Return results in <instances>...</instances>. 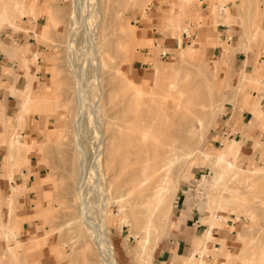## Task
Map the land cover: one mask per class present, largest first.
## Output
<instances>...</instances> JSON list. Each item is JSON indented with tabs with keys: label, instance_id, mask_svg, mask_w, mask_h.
<instances>
[{
	"label": "rangeland",
	"instance_id": "1",
	"mask_svg": "<svg viewBox=\"0 0 264 264\" xmlns=\"http://www.w3.org/2000/svg\"><path fill=\"white\" fill-rule=\"evenodd\" d=\"M75 1L26 0L25 4L26 10L33 13L25 12V16H35L36 2L39 5L42 4L40 15L47 16L50 26H52L45 28L43 39L49 42L50 32L53 28H56L57 40L50 42L53 54L45 83L41 85L40 90L32 92L34 98H41L39 99L40 102L32 104L28 111L24 113V118L26 116L36 117L40 123L41 130H37L40 133V138L36 140L37 146H32L33 149L29 152L36 151L34 160H42L45 164L44 171L46 175H49L48 179L43 182H48L45 187L48 193L44 197L46 200L43 204L44 209H42L43 197H39V201H37L38 212L32 217V219L37 220L40 227L38 230L42 232L43 237L40 240L37 237L32 239L29 246H32V248L37 247V249L28 253L29 246L22 245L17 238V234L7 230L10 218L20 220L26 209L20 207L17 201L11 203L10 198H8V201L7 199H0V241L4 242L6 249L8 246L15 249L19 261L15 262L9 255L12 261L15 264H25L22 258H35V255L39 260L42 256V249L47 247L59 263L103 264L91 233L87 228L89 225H85L87 222H83L82 215H80L83 209L81 201L83 202L87 198V203L91 206L90 210L92 211H90V216L93 217H97V212L107 203L110 213L106 217V224L115 247V257L119 264H147L144 261H139L137 248L141 249L143 245L142 239L146 236L145 228L148 227L150 214L146 212L143 217L140 213H136L137 209L133 213L132 203L138 197L136 198L135 194V196L128 194L131 188L126 183L130 177L139 174V167L144 166V161L152 158L156 141L152 137V130L150 129L152 126L150 128L149 126L153 117L152 112L154 109L158 110L159 101L156 102V99L152 101L147 95L139 99L135 98V89L132 86H137L141 90L144 88L143 90L148 93L155 89L157 69H160L162 74H168L176 68L192 71L185 82H191L192 84V81H195L192 89L199 93L200 97L195 98L194 102L198 104L199 101H204L205 107L199 106V104L194 106L195 115L191 118L194 119L195 127L199 128L196 117H202L204 123L208 124L212 120V115L210 116L209 112L213 106L224 103L225 108L215 125L208 132L206 131L204 144L200 148L202 150L214 149L216 153H219L224 147L228 149L231 144L233 162L236 166L238 165L237 167L241 171L245 170V173L240 177L238 171H231L225 178L223 177L222 181L211 184L213 183L211 173L215 176V173L221 169L219 167L213 169L209 161L198 153L194 159L188 161L187 164H183L175 172L179 176L180 186L177 194L175 191L173 198L170 197L171 200L167 202V206L172 208V211L171 209L166 210L164 216L166 219L173 216L172 220L174 221L172 213L175 205L177 201L182 205L185 199L190 208L195 207L197 212L209 216L208 220L211 225L213 224L212 218L214 215H231L235 219L232 221H237L239 225L237 229L239 232L238 237L243 236L245 238V243L248 244L253 253L264 255V143L256 140L254 145L247 149L243 148L244 150L239 144L241 147L239 152L235 151V144L231 141L234 140L236 133L242 131L239 118L241 113H238V111L248 110L245 108L246 101L261 100L264 103V99H259L261 93H264V77L261 78L263 83H260L258 80H243L242 74H234V63L237 54L243 53L244 56L248 54L255 56L257 66L261 56L264 55V32H262L264 27V0H188L186 3L191 9L192 4H198L202 16L198 20L186 23L184 29L177 28L176 25L164 19V10L169 0H164V3L159 2L160 0H99V6H94L95 11L93 10L98 12L97 15V12H93V15H96L92 17V19L94 18L92 21L94 26L90 18L92 12V6L90 5L92 2L90 0H77L78 4L80 3L82 6L80 4L75 5L77 3ZM84 3H87V6ZM157 5L160 8H156ZM182 5L180 0L179 7L184 9ZM239 5L240 10L238 11ZM58 6L61 9H59L57 16L54 10ZM74 6H77V8L80 6V11ZM2 7L0 0V12L3 9ZM83 7L88 8V11ZM149 8L152 9L149 10ZM154 9H158L157 15ZM152 13L158 19L154 22L155 31L153 35L150 32L152 36L149 38L146 31H140L137 23L138 21H150V14ZM180 13L177 11L176 15L179 17ZM227 14L235 16V19L229 21ZM85 16L87 19H85ZM15 18L13 24L11 22L5 25L0 24V30L7 27L11 31H19L16 27V23L21 20L18 13ZM157 23L160 25L158 26ZM96 24L100 27L99 40H97L98 50L103 53L102 59L105 61L98 70L97 83L101 87V96L97 95L96 90L93 91L94 88H92L94 86L92 82L95 81L93 79H95L94 76L97 73L94 69L96 62L90 63L91 56L87 52L92 44L88 28L92 29L89 31L92 34L91 39H94L93 29ZM188 24L194 26L198 31H209L205 35L198 33L197 41L201 44L209 38L214 39L210 31L215 30L214 32L219 33L220 25L230 26L232 33L229 34V38L231 40H224L222 55L219 54L216 43L212 42H208L204 46L199 44L195 46L189 44L187 46L184 44L182 48L176 45L172 46V50H166L165 40L179 38L183 35L185 28L190 31ZM131 30H134L135 34L131 33ZM240 42L243 48L248 49V54L245 53V50L238 49ZM72 43H75L77 47L71 45ZM200 47H204L205 50H201ZM186 49H190L188 53L191 54L192 63L181 61V54L184 51L186 52ZM84 53L88 54L84 56ZM164 53H167L166 57L162 56ZM216 60L219 62L217 69L213 63ZM256 68L264 70V64ZM162 76L161 81L164 84L166 79L163 78L162 80ZM226 80H229L230 85H226ZM131 81L133 85H130ZM81 88L82 92L85 94L89 92L90 95H88V100V96L82 93V95H85H83V100L86 99L85 105L84 101L83 103L79 102ZM86 88L88 91L84 90ZM90 89H92V94ZM192 89L190 90L189 87L190 91L186 92L187 97L192 95ZM47 91L49 94L43 95ZM80 104L85 107H87L86 105L89 106L88 109H83V115L88 113L89 110L91 117L96 115L94 109L97 106L102 109L100 110L102 114L99 113V115H101L103 127H100V132H96L103 133L106 138L107 134L110 138L112 133H116L117 147L115 155L108 166H106L105 161L103 162V173L94 170L95 150H93V146L96 137L94 140L92 137L97 136L96 132L89 127V122L85 120L82 131L78 133L76 120L79 118L77 116L79 115ZM89 108H92V110L90 111ZM233 109L236 110V114L234 119L229 122ZM228 112H231V114H227ZM87 116L89 115L87 114ZM257 117L263 120L264 112L261 110ZM262 128L264 129V124ZM17 129L24 130L23 122L21 124L18 122ZM47 135L51 137L47 139ZM15 137H19L18 140L26 143L18 133L13 135V138ZM198 139L199 137L196 135L192 141L193 146L197 144ZM216 139H220L218 140L220 144H215ZM77 140L80 141V144L82 143V147L77 146ZM262 141L264 142V138H262ZM81 148H83L82 152L80 151ZM29 152H26V154ZM81 163L82 165L85 163L86 166L85 164L82 166ZM84 167L86 168L84 169ZM255 169H258V172L251 174L250 172L255 171ZM95 171L99 174L98 177ZM79 180L81 181L79 182ZM85 181L87 182L84 183ZM207 181H211V183H207ZM116 182H120V184ZM92 184L96 187H93ZM98 185H101L103 190ZM228 187L231 188V191L234 190L233 193L225 190ZM235 189H237V193H234ZM78 192L84 194L83 197ZM222 192L223 198L234 199L237 203H230L226 199L222 201V197L219 199L218 197ZM101 195L102 197H100ZM120 197H123L122 202L119 201ZM11 205H13V208H10ZM121 205L123 209L127 207L126 215L129 216L130 221L128 224H121L125 215L119 209ZM249 212L252 213L251 216ZM132 217H134L135 222L132 221ZM219 219L214 220L216 225L213 232L220 226ZM18 222L16 219V225ZM5 223H7L6 226ZM16 225L14 227L15 231ZM162 225L165 226V222ZM165 231V228H158L157 230L151 228L148 246L154 249V252L157 246L168 237ZM34 240H38V242H34ZM238 241V248L234 252L238 255H233L230 258L224 256L228 261L236 260L239 263L249 264L247 260L252 256L249 252L244 256L240 255L241 242ZM35 243H38L39 246H35Z\"/></svg>",
	"mask_w": 264,
	"mask_h": 264
},
{
	"label": "crops",
	"instance_id": "2",
	"mask_svg": "<svg viewBox=\"0 0 264 264\" xmlns=\"http://www.w3.org/2000/svg\"><path fill=\"white\" fill-rule=\"evenodd\" d=\"M54 1L59 2L61 0ZM181 1L184 9L179 7L180 0L168 1V5L164 10V19L176 25L177 28L184 29L186 23L198 20L202 15L198 4H192L191 9L186 3L188 0ZM159 2L164 3L165 1L160 0ZM158 5L156 8H160ZM42 7V4L39 5L36 2V15L25 16V19L23 18L16 23V27L19 31H11L7 27L0 30V199H7L8 201V198L12 195L13 189L19 190L18 194L20 195L16 196L15 201H17L20 207H24L26 211L25 214L20 217V220L17 218L19 222L16 225V231L19 242L24 246H29L32 239L36 237L38 240L43 237L42 232L38 230L40 227L37 220L32 219V217L38 212L37 201H39V197H43L42 209H44L43 204L46 202L44 197L48 193L45 187L48 182H43L48 179L49 175H46L44 171L43 167L45 164L42 160H34L36 151H31L25 155L16 153L10 148V140L13 138L14 134L18 133L23 141L30 147H35L37 146L36 140L40 138V133L37 130H41V127L36 117L31 118L26 116L22 121L24 130L20 131L17 128L18 122L20 124L22 123L19 121V118L24 94L29 91L34 93L42 88L41 85L45 83L47 78V70L50 66V60L53 54L50 42L52 40H57L56 28L51 30L49 42L43 39L45 28L52 26H50L51 24L47 16L40 15ZM152 8H149V10ZM59 9H61V7L58 6V8L54 10L57 16ZM239 10L240 5L238 6V11ZM154 11L157 15L158 9H154ZM177 11L181 12L179 17L176 15ZM153 14L154 13L150 14V21H138L137 23L139 24L138 27H140V31H146L149 38L155 31L154 22L158 19L156 16L154 17ZM230 17L231 19H229V21L235 19V16L231 14ZM159 25L160 24H158V26ZM187 26L190 28V31L185 28L183 35L179 38L165 40V45L167 46H165L166 50H172V46L176 45L182 48L184 44L187 46L189 44L192 46L197 44L204 46L208 42H212L216 43L218 52L222 55L224 40H231L229 34L232 33V29L228 25H220L219 33L214 32L215 30L210 31L214 39L209 38L202 42L203 44L197 41L198 33L205 35L209 33V31H198L194 26H190V24ZM150 32L152 35H150ZM262 32H264V27L262 28ZM200 49L203 51L205 50L204 47H200ZM234 64V74L241 75L243 71L252 73L256 67L263 66L264 55L261 56L258 66L255 56H244L243 53L236 55ZM45 94H49L48 91L43 95ZM259 99H264V93H261ZM252 102L254 101L252 100ZM260 103L259 112H261V110L264 112V103L263 101ZM239 112L241 113L239 118L242 131L235 134V141H231L235 144V151L240 152L241 147L242 149H247L254 145L256 140H260L264 143L262 141V138H264V129L262 128L264 119L260 120L257 117L259 113L253 114L249 110H241L238 111V113ZM227 114H231V112ZM235 114L236 110L233 109L228 120L229 122L234 119ZM47 136V139L51 137L50 135ZM218 140L216 139L215 141L216 145L220 144ZM228 149H232L231 144ZM173 215L175 219L173 228L167 234L168 237L166 240L162 241L157 246L152 264H188V260L192 256L195 257V259L190 264H245L239 263L236 260L228 261L224 256L225 253L229 252L230 254L238 255L234 252L239 245V232L237 231L239 225L237 221H232L235 219H233L231 215L219 216L220 219L218 223L220 226L213 232L212 240L206 242V250H204L203 247L205 243L203 238L210 227V221L208 220L209 216H205L199 211L197 212L195 207L190 208L186 199L182 205L180 202H178L177 206L175 205ZM224 217L226 220L223 219ZM11 219L12 218H10L9 221H11ZM4 225L6 226L7 223ZM35 249H37V247L32 248V246H29L27 252L30 253ZM41 255L39 260L35 255V258L29 257L30 259H28L26 257L22 259V261L25 264H66L59 263L47 247L42 249ZM0 264H15L10 258L3 241H0Z\"/></svg>",
	"mask_w": 264,
	"mask_h": 264
},
{
	"label": "bare ground",
	"instance_id": "3",
	"mask_svg": "<svg viewBox=\"0 0 264 264\" xmlns=\"http://www.w3.org/2000/svg\"><path fill=\"white\" fill-rule=\"evenodd\" d=\"M98 1L99 0H90V2H92V4L90 5V6H92V12L90 10V12H91L90 18L91 19L95 15V14L93 15V12L95 11L94 6H97V7L99 6ZM75 2H77L75 5L80 4V3L78 4L77 0ZM95 2H96V4H95ZM1 3L3 5V7H2L3 9L0 12V24L1 25H5L6 23L8 24L10 22H11V24H13L15 19H16L15 17L17 15V13L19 14V17L21 19H23L25 17V12L32 13L31 11H28L25 8L26 0H1ZM86 4L84 3V5H86ZM80 5H82V4H80ZM74 7L77 8V6H74ZM83 8L86 9V7H83ZM77 9H79V11H80V6ZM86 10L88 11V8ZM96 12H94V13H96ZM83 13H84V11H83ZM97 14H98V12L96 13V15ZM85 15L87 16V14H85ZM81 16H83V15H81ZM86 16H85V19H87ZM227 17H228V20L231 19L230 14H227ZM75 18H76V16H75ZM93 19L91 20V22L93 21ZM88 22H90V21L88 20ZM92 25H93V22H92ZM99 28H100L99 25L96 24L95 28L93 29V31H94L93 32V38L95 37L94 39H91L92 34L89 31L92 29H90V27L88 28V32L90 34V40H92V44L89 48L90 52L87 51L88 53H90V56H91L90 57L91 58L90 63L96 62L94 69L97 71V73L95 72L96 75L93 73L95 75L94 76L95 79H93V80H95V81L92 82V84H94V86L93 87L91 86V87L94 88L93 91L96 90L97 95H100V93H101V87L97 83L98 76H99L98 70H99L100 66L102 64H104V62H105L102 59L103 53L98 50L97 40H99ZM131 33H134V30H131ZM75 36H76V34H75ZM133 38L134 37L132 36V39ZM132 41H134V40H132ZM71 45L76 46L75 43L74 44L72 43ZM238 45H239V48H238L239 50L243 49V50H245V53L248 54V49L243 48L241 42ZM190 46H192V45H190ZM72 48L73 47L71 46V49ZM186 50H187L186 52L184 51V53L181 54V61H183V62L189 61L192 63L191 54L188 53V51L190 49H186ZM74 52H76V51L74 50ZM88 53H86V54H88ZM86 54L84 53V56ZM90 58H88V59H90ZM87 62H88V60L86 61V63ZM213 63L215 65V68L217 69V66H219V62L216 60V61H213ZM81 67H82V65H81ZM95 70H92V71H95ZM161 72L162 71L160 69L156 70V74H157L156 79L157 80H156L155 89H153L152 91H150L148 93L145 92V90H143L144 88L141 90L137 86L135 87L133 85L132 81L130 82V85H133L132 87H133V89H135V98L139 99V98L145 97V95H147L148 97H150L149 99H151L152 101H155V99H156V102L159 101L158 102V105H159L158 110L154 109V111L152 112L153 117L150 120L151 125L149 126V128L152 126L150 128L152 130V132H151L152 137L156 141V145H155V147L153 149L154 151L152 153V158L148 159L147 161H144V163H145L144 166L139 167L140 168L139 174L133 175L132 177H130L126 183L131 188L128 194L130 196L135 194L136 198L138 197L137 200L132 203L133 213H135L136 212L135 210L137 209L136 213H140L143 217H144V214H146V212L148 214H150L149 220H148V227L149 228L148 227L145 228L146 236L142 239L143 245H142L141 249L137 248V250L139 252V256H138L139 261L140 262L144 261L147 264L152 263V258H153V254H154V249L149 248V246H148V243L150 242L151 228L156 229V230L158 228H165L166 229V231H165L166 235L173 228V223H174V221L172 220L173 216L166 219L164 214H165L166 210L168 211L171 209V211H172V208H169L167 206V202L169 200H171L170 197L173 198V193L176 191V194H177V192L179 190L180 179H179V176L176 175L175 172L177 170H179L183 164H185V163L187 164L188 161H191L192 159L195 158V156L198 153H200V155L202 157H205V160L209 161V163L213 167V169L216 167H219V169H221L219 172L215 173V176L217 175L216 178H215L214 174L211 173L213 183H211V181H207V183L209 182L211 184H214V182H215V184H217V182L222 181L223 177L225 178V176H227L228 173L231 171L232 172L238 171V174L240 177H242V174L245 173V170L241 171L237 167L238 165L236 166L233 162V148L229 151V149H227V147H224L219 153H216L214 149L202 150L200 148V146L204 144L206 133L209 131V129H211L215 125L217 119L219 118L223 109L225 108L224 103L216 104L215 107L211 104L213 106V108L210 110L209 115L210 116L212 115L211 116L212 120L209 121L208 124L204 123V120L202 117H196L197 124L199 125V128H197L194 125V122H193L194 119L191 118L195 115L194 106L199 104V106L205 107V105H204V101H199L198 104L194 102L195 98L200 97V94L196 93V91H194L192 89L193 83L195 81H192V84H191V82H189V83L185 82V80H187V77L190 76L192 71H190L188 69H183V68H176L168 74H164V73L162 74ZM162 75H164V76H162ZM161 76H162V80H163V78H164V80L166 79V81H164V84H163V81H161ZM241 77L243 80H249V81L258 80V82L263 83L261 78L264 77V70H259L256 68V69H254L253 73H248L246 71H243ZM226 81H227L226 85H230L229 80H226ZM189 87H190V90L192 89L193 93H192V95H190V97H187L186 92L189 90ZM84 90H87V88ZM90 90H91L90 92L92 94L93 93L92 89H90ZM82 93H84V92H82V88H81L80 89L79 102L83 103V101H84L85 102L84 105H85L86 99L83 100V98L85 95L88 96L89 92H88V94L84 93L85 94V95L83 94L84 96L82 95ZM89 96H88V100H89ZM98 98H99V96H98ZM39 99H41V98H39ZM39 99L34 98L32 96V91H29V92L24 94L23 101L21 100L22 101V103H21V114H20V118H19L20 122L23 121L24 113L28 111V109L31 107V105L40 102ZM43 99H45V98H43ZM260 102H261L260 100L254 101L252 103L246 101L245 108H247L253 114H258L260 111V105H261ZM88 104H89V102H88ZM79 106H80L79 107V115L77 116V118L78 117L79 118H78V120H76V127L78 128V133L80 131H82L83 123L85 120L87 122H89V127L91 129L93 128V131L100 132V127H103V124L101 122L102 118H101V115H99V113H100V110H102V109H100V107L96 105L97 108L94 109L95 110L94 114L96 113V115H94L95 117L94 116L91 117L89 114V110H88V113L83 115V113H84L83 109L84 108L88 109V107H89L88 105H86L87 107L83 106V104H80ZM89 109H90V111L92 110V108H89ZM92 113H93V111H92ZM87 114L90 117L89 116L86 117ZM100 114H102V111ZM101 129H103V128H101ZM102 131H104V130H102ZM150 131H149V133H150ZM98 132H96L97 136H93L92 139L94 140V138L96 137V139L94 140L96 142L94 143L95 145L93 146L94 147L93 150H95V157H94L95 158V165L94 164L93 165L95 166L94 170H98V173H99V172L103 171V168H104L103 162L104 161H105L106 166H108L109 163L111 161H113L115 151H116V147H117V144H116L117 140H116V133H112L110 138H108L107 129H106L107 133H105V134H107V138H106V135L104 136L103 133H98ZM196 135L199 137V139L197 141V144L195 146H193L192 141L196 137ZM18 139H19V137H15V138H12L10 140V148L12 150H14L16 153L25 155L26 152H29L31 149H33L32 146L30 147L27 143H23V142H21V140H18ZM77 143H78L77 146L82 147V145H81L82 143L80 144L79 140H77ZM144 143H146V142H144ZM83 148L86 149L84 146H83ZM83 148L80 149L81 152H82ZM84 164L82 165V163H81L82 166H84ZM85 166H86V164H85ZM10 167H11V165H10ZM85 168L86 167H84V169ZM257 172H258V169H255V171H252L250 173L255 174ZM95 173L98 177L99 174H97L96 171H95ZM8 174H10V173H8ZM128 174H129V172H128ZM80 176H83V175H80ZM85 177H87V176H85ZM11 179H12V175H11ZM79 179H81V178H79ZM84 179H82V180L84 181ZM86 180L91 181L92 179H86ZM80 181L81 180H79V182ZM117 181H120V180H117ZM86 182L87 181H85L84 183H86ZM93 182H95V181L93 180ZM81 183H80V185H81ZM97 183H99V182H97ZM116 183L120 184V182H116ZM88 184H89V182H88ZM84 185L82 186V188L84 187ZM92 186L96 187V185H93V184H92ZM98 186L100 189H102L101 185H98ZM118 187H119V185H118ZM117 189H119V188H117ZM230 189L231 188H229V187L225 188V190H227L229 192L231 191ZM82 191H83V189H82ZM233 191H231V193H233ZM236 191H237V189H235L234 193H237ZM81 192H78V193H81ZM92 192H93V190H92ZM223 192L220 193V195L218 197L219 199L222 197L221 198L222 201H224L226 199L225 197L223 198ZM18 193H19L18 189H13L12 195H11V197H9L11 203L16 200V196ZM18 195H20V194H18ZM78 195H80V194H78ZM81 195L83 197L84 194L81 193ZM104 195H105V193H104ZM93 196H94V194H93ZM86 197H88V196L86 195ZM86 197H84V198H86ZM100 197H102V195ZM86 199L83 202L81 201V205L83 206V209L81 210L80 215H82L81 217L83 219V222L84 221L87 222V224H85V225H89L87 228L91 233L92 240L94 241V243L96 245L98 253L102 259V263L103 264H119V262L117 261V259L115 257V247H114L112 240L110 238L109 230H108L107 224H106V217H107L108 213H110V210L107 207V203L102 208L99 207L100 210L97 209V210H99L97 212L98 215L96 214L97 217L96 216L93 217V216H90L91 215L90 213L92 212L90 210L91 206L89 205V203H87L88 199L87 200ZM94 199H95V197H94ZM122 199H123V197H120L119 201L122 202L123 201ZM189 200L190 199L188 198V201ZM226 200H228V202H230V203H237V201L234 199H226ZM101 201H102V199H101ZM106 201H107V199H106ZM98 202H100V201H98ZM116 203H117V201H116ZM100 204H103V203H100ZM100 204H97V205H100ZM94 205H92V206H94ZM128 206H129V204H128ZM10 208H13V205H11ZM119 209L125 213L121 224L130 223L129 216L126 215L127 207L125 209H123V207L121 205ZM46 211L48 212V210H46ZM172 215H173V213H172ZM249 215L251 216L252 213L249 212ZM16 219L17 218H12L11 221H9L8 228H7L8 232H12V233L17 234V232L14 229V227L16 225ZM216 219H219V215L213 216V218H212L213 224L212 225L210 224V227H209L205 237L203 238L204 240H206L204 245H203L204 250H206V247H205L206 242L208 240H212V237L214 234L213 229H214V226L216 225L214 223V220H216ZM223 219L226 220L225 217ZM132 221L135 222L134 217H132ZM163 222H165V226L162 225ZM120 229H121V226H120ZM238 240H240V242H241L240 255L244 256V255L248 254V252H249L250 255L252 256L251 258H249L247 260L249 264H264V255H256V252L253 253L252 250L250 249V247H248V244L245 243V238L243 236H239ZM35 241L38 242V240H34V242ZM157 244H156V246H157ZM36 245L39 246L38 243H36ZM248 248H249V251H248ZM148 250H149V252H148ZM7 251L15 262L19 261V257L17 256L15 249L12 246H8ZM224 255L227 258H230L231 256H233V254H230V252L225 253ZM194 259H195V257H193V256L191 258H189L188 264L190 262L194 261Z\"/></svg>",
	"mask_w": 264,
	"mask_h": 264
},
{
	"label": "built area",
	"instance_id": "4",
	"mask_svg": "<svg viewBox=\"0 0 264 264\" xmlns=\"http://www.w3.org/2000/svg\"><path fill=\"white\" fill-rule=\"evenodd\" d=\"M0 56H1V55H0ZM162 56H163V57H166V56H167V53H164ZM183 194H185V193H183ZM179 199H180V198H179ZM178 202H179V201H177L176 206H177Z\"/></svg>",
	"mask_w": 264,
	"mask_h": 264
}]
</instances>
